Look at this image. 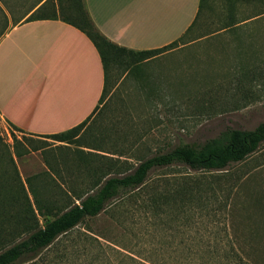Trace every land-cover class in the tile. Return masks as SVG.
Listing matches in <instances>:
<instances>
[{
	"label": "rangeland",
	"instance_id": "obj_1",
	"mask_svg": "<svg viewBox=\"0 0 264 264\" xmlns=\"http://www.w3.org/2000/svg\"><path fill=\"white\" fill-rule=\"evenodd\" d=\"M5 1L6 6L0 2V38L15 22L29 16L36 0ZM80 1L65 0L60 12L58 0H53L55 16L73 15L71 19L80 22L76 18L81 14ZM262 13L264 0H203L188 34L150 60L135 62L130 53L112 48L115 56L109 57L94 116L69 145L51 135L25 134L0 116V187L4 196L12 188L6 157L16 140L30 149L44 146L41 154L33 149L13 159L20 176L29 177L26 186L38 199L57 202L61 188L71 194L86 191L89 177L92 173L99 177L96 170L105 164L114 174L127 173L140 160L176 145L201 144L227 128L248 130L264 122ZM45 14L46 10L38 11L32 17L52 16ZM249 17L253 19L239 23ZM79 142L99 145L109 153H75ZM48 149L57 158L61 150L69 153L64 163H53V172L63 177H59L61 186L43 165V160L52 158ZM186 174L207 181L201 183L206 192L198 188L194 194L200 200L192 204L186 198L180 202L181 197L175 198L176 203L163 201V195L174 190ZM146 185L117 199L97 217L80 222L40 250L33 262L17 264H135L125 254L163 264L170 261L172 249L206 242L264 246V141L245 160L222 170L194 171L183 164L155 167L149 171ZM27 194L34 210L33 196L29 190ZM25 206L0 197V248L41 224V216L35 220ZM20 212L28 215V225L16 226L14 216ZM248 232L258 234L253 242L238 240ZM208 234L222 240L205 241ZM199 235L203 237L195 238ZM232 235L237 238L226 241Z\"/></svg>",
	"mask_w": 264,
	"mask_h": 264
},
{
	"label": "crops",
	"instance_id": "obj_2",
	"mask_svg": "<svg viewBox=\"0 0 264 264\" xmlns=\"http://www.w3.org/2000/svg\"><path fill=\"white\" fill-rule=\"evenodd\" d=\"M83 2L96 29L106 39L135 51L178 42L196 22L200 4V0ZM248 19L253 18L239 23ZM168 52L171 51L165 53ZM103 86L104 70L95 45L82 30L60 18L20 20L0 38V116L25 134L42 137L84 120L88 123ZM76 146L79 151L75 153H109L93 143L79 142ZM37 150L41 154L45 149ZM53 151H46L52 158L43 160V165L62 184L59 177H63L53 172V163H64L69 153L61 150L57 158ZM96 171L101 174V169ZM26 177L20 176L25 186ZM98 178L92 173L89 185L97 183Z\"/></svg>",
	"mask_w": 264,
	"mask_h": 264
},
{
	"label": "trees",
	"instance_id": "obj_3",
	"mask_svg": "<svg viewBox=\"0 0 264 264\" xmlns=\"http://www.w3.org/2000/svg\"><path fill=\"white\" fill-rule=\"evenodd\" d=\"M64 1L65 0H58L60 12L63 10L61 4H63ZM66 1L68 3L70 2V0ZM0 2L6 6L5 0H0ZM202 2L203 0H200L198 16L201 13ZM46 5L49 7H45ZM79 5L81 7V14L76 15V18L80 20L78 23L72 20L75 18L73 15L67 17L55 16L53 0H36L28 10V12L31 11V13L24 20L60 18L82 30L93 42L100 55L104 70V85L109 57L113 58L115 56L110 51L112 48H118L120 51L128 52L134 57L135 62H142L174 43L172 42L156 49L137 51L119 46L110 42L96 29L85 8L83 0L79 2ZM66 6L68 7L69 5ZM51 9L53 10L49 11ZM43 10H46L45 15L52 16L32 17L34 13ZM101 97L102 94L100 99ZM85 121L86 120L65 131L49 135L53 136L58 141L71 143V140L77 136L78 131L84 125ZM262 141H264V122H260L254 128L248 130L227 128L220 132L218 136L206 139L201 144L176 145L169 151L155 153L140 160L138 164L127 173L114 174L110 172L109 169L104 168L108 166L105 164L103 167L100 166L97 168L101 169V174L97 183L89 185L88 189L81 193L76 192L71 194L72 192L70 190L61 188V197L59 201H57L59 204H56L57 202L51 199L45 201L41 198L38 199L36 197V192L31 189L30 186V189H28V186L23 184L13 159V155L16 158H20V156L29 153L33 149H44V146L30 149L28 146L20 144V142L16 140L12 145L13 152L10 153V151H8L9 155L6 157L8 166L11 168V173L13 175L12 176L10 173L12 188H9L8 194L5 197L4 195H6V193H2V188L0 187V197L3 196L4 198H9V200L12 199L14 203L19 202L22 204L23 202L27 209H31V214L34 216L35 220H37L36 218L38 215L41 216L42 221L40 225H37L35 229L28 232L25 236L19 237L17 240L0 248V264H17L18 262L23 263L25 261H31L40 250L47 249L60 236L71 231L80 222L97 217L108 205L116 203L115 201L117 199H122L125 195L137 192L144 186L147 187V175L149 171L155 167L183 164L194 171L211 172L222 170L231 164L245 160L259 147ZM47 172L50 176L49 171ZM3 174H6V172ZM43 175L45 174L43 173ZM52 179L56 181L54 178ZM99 182L101 183L98 184ZM203 182L207 181L201 180L200 176H197V174L182 175L174 190L169 192L167 196L163 195L164 199L162 200L167 201L172 199L176 203L175 198L181 197L180 202H185L186 198L190 201V204H192L200 200L201 197L194 194L197 192L198 188H201V183ZM25 183L29 184V177L25 178ZM55 183H58V181ZM58 185L61 186L60 183H58ZM27 190H29L33 196L34 210L29 201ZM202 190L206 192V189L203 188ZM2 200L5 203V200ZM4 218H7V216H4ZM14 219L17 221L16 226L28 225V215L24 217L21 212L16 213ZM257 236L258 234L256 233L248 232L239 237L238 240L242 242L246 240L253 242ZM194 237L195 236L191 237V239L193 240ZM198 237L203 236L199 235L195 238ZM232 237L233 239L237 238L232 235L231 237H226V241H231ZM203 239L205 241L222 240L221 236H210V234ZM0 241H3L1 237ZM124 256L131 259L135 264H162L149 261L145 258L138 257L139 259H136L127 254ZM163 264H264V246L260 248L251 246L247 248L246 245L236 247L232 244L220 245L218 243L209 244L206 242L202 246H184L182 249H172L170 261Z\"/></svg>",
	"mask_w": 264,
	"mask_h": 264
}]
</instances>
